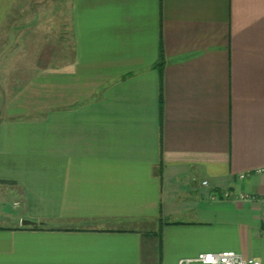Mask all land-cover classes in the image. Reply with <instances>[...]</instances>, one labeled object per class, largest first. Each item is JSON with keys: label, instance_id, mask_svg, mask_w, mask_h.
Listing matches in <instances>:
<instances>
[{"label": "crops", "instance_id": "1", "mask_svg": "<svg viewBox=\"0 0 264 264\" xmlns=\"http://www.w3.org/2000/svg\"><path fill=\"white\" fill-rule=\"evenodd\" d=\"M257 169L264 0H0V264H264Z\"/></svg>", "mask_w": 264, "mask_h": 264}, {"label": "built area", "instance_id": "2", "mask_svg": "<svg viewBox=\"0 0 264 264\" xmlns=\"http://www.w3.org/2000/svg\"><path fill=\"white\" fill-rule=\"evenodd\" d=\"M264 169H257L254 171L259 174ZM246 174H240L239 178H245ZM204 186L207 182L202 183ZM224 197H227V194H224ZM242 200L248 201H260L264 202V194L259 196L254 195H243L240 197ZM177 264H260L258 260L252 258H244L242 255L234 252V251H221V252H208V253H200L194 258H185L180 259Z\"/></svg>", "mask_w": 264, "mask_h": 264}, {"label": "water", "instance_id": "3", "mask_svg": "<svg viewBox=\"0 0 264 264\" xmlns=\"http://www.w3.org/2000/svg\"><path fill=\"white\" fill-rule=\"evenodd\" d=\"M21 225L22 226H35L36 223L31 222V221L24 220V221L21 222Z\"/></svg>", "mask_w": 264, "mask_h": 264}]
</instances>
